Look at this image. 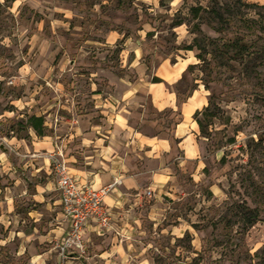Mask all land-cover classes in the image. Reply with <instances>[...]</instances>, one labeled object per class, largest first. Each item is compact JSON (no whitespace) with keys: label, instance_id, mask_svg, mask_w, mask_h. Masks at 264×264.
I'll return each instance as SVG.
<instances>
[{"label":"rangeland","instance_id":"1","mask_svg":"<svg viewBox=\"0 0 264 264\" xmlns=\"http://www.w3.org/2000/svg\"><path fill=\"white\" fill-rule=\"evenodd\" d=\"M218 1L231 5L225 22L207 11L197 18L191 12L196 6L211 9L216 0H0V154L9 156L21 185L40 180L25 168L30 159L40 161L37 167L49 165L51 175L40 174L54 182L57 162L71 165L72 137L32 155L28 117L43 115L44 131L54 137L68 121L69 132L75 118L95 111L93 89L103 92L119 77L137 78L128 64L137 53L152 78L160 62L190 57L195 67L175 90L184 98L201 84L208 104L212 97L211 108L198 116L207 125L206 135L198 129L199 157L178 162L183 152L173 141L175 186L165 205L147 210L157 200L148 190L130 240L119 236L118 249L101 258L96 246L109 249L112 239L95 238L89 251L96 257L77 264H264V0ZM240 39L248 46L243 56L221 54L226 43ZM204 48L215 50L205 61L198 57ZM146 109L144 119L154 122H144L143 129L172 137L176 115L149 104ZM13 135L25 139L23 145L17 138L7 141ZM0 179V187L15 186L10 176ZM21 201L16 209L30 227L33 203ZM6 234L0 224V238ZM58 241L49 245L59 255ZM2 246L0 262L8 254L6 264H30L28 254L10 252L15 243Z\"/></svg>","mask_w":264,"mask_h":264},{"label":"crops","instance_id":"2","mask_svg":"<svg viewBox=\"0 0 264 264\" xmlns=\"http://www.w3.org/2000/svg\"><path fill=\"white\" fill-rule=\"evenodd\" d=\"M136 57L128 64L137 72V78L129 80L119 77L118 81H110V86L103 87V92L93 89L95 111L75 118L76 123L69 132L68 121L62 122L64 127L56 131L55 137L45 131V134L39 135L27 121L25 123V127L32 130L30 134L33 143L26 144V147L35 151L32 155H38L36 151L42 147H54L56 140L57 145L64 140L71 143L72 137L73 143L68 150V160L71 162L69 169L80 183L101 188L118 181L106 198L107 205L113 211L116 230L101 231L90 226L84 236L87 255L65 262L61 255L53 253L49 245L53 240L62 239L70 229V222L63 212L57 181L54 182L50 177L43 178L40 174L44 170L45 174L51 175L50 166L43 162L44 165L37 167L35 164L39 165L40 161L30 159L25 168L29 167L32 176L40 177V180L36 178L30 184V178L25 179V185H21L9 156L0 154V178L7 175L15 179V186L0 187V224L7 231L0 238V245L11 247L15 243V248L10 252L16 257L28 254L30 264H77L81 259L90 262L96 255L105 258L118 249L119 236L122 242L130 240L132 232L140 227L138 215L145 210L144 201L148 190L157 198L156 202L146 207L147 210L152 209V212L165 205L163 199L166 196L173 195L171 192L175 186V176L169 161L174 153L172 137L165 132L148 133L142 126L144 122H154L153 119H144L147 104L159 111L179 109L180 93L174 85L183 79L188 67L194 62L190 57L173 61L166 59L158 64L153 74V78L157 76L163 81L154 82L148 66L140 59L141 53H137ZM190 93L181 106L183 119L172 133L178 139L177 147L183 152L177 160L183 163L201 154L197 136L199 124L194 115L208 104V97L201 84ZM136 109L141 119H134ZM13 112L8 111L9 115ZM45 124L48 125L44 118V127ZM6 138L13 142L17 137L13 135ZM17 141L23 145L25 139L17 138ZM57 194L59 196L55 199ZM18 201L25 206L33 203L27 211L34 219L35 224L32 226L25 225L26 214L16 209ZM56 211L58 214L54 217ZM46 212L51 217L44 218ZM105 235H110L113 246L108 249L97 245L96 255L92 256L89 249L96 244L95 238ZM0 264L6 263L2 261Z\"/></svg>","mask_w":264,"mask_h":264},{"label":"built area","instance_id":"3","mask_svg":"<svg viewBox=\"0 0 264 264\" xmlns=\"http://www.w3.org/2000/svg\"><path fill=\"white\" fill-rule=\"evenodd\" d=\"M56 169L63 212L70 222V229L59 239L56 249L62 259L68 262L74 257L87 255L88 248L84 236L90 226H95L101 231L116 230L113 211L107 205L106 198L118 181L95 188L91 184L80 183L63 162L58 161Z\"/></svg>","mask_w":264,"mask_h":264},{"label":"trees","instance_id":"4","mask_svg":"<svg viewBox=\"0 0 264 264\" xmlns=\"http://www.w3.org/2000/svg\"><path fill=\"white\" fill-rule=\"evenodd\" d=\"M219 3L220 2L218 0H216V2L214 3V5H213V7L211 9H207L204 6H196V7H193L191 9V12L193 13L194 17L197 18V17H199L201 15V12L202 11H207V12H209L210 15L211 14L213 15L214 19L220 20V22H225V21H227L226 20L227 18L225 16V13L226 12H229V14L232 15L233 14L232 8L230 7L231 5L226 4L225 6L224 5L221 6ZM237 3H239V1ZM243 4H245V3H243ZM182 22H179V24H182ZM198 29H200V28H198ZM241 42L242 41L240 39V40H235L233 42L226 43V45H224L222 47L223 48V51H221L222 48L220 50L221 51V54L222 53H226V52L231 53V51L233 50V51H236L235 52L236 55L234 56L235 58L243 56L245 54V50L248 49V46L245 43H241ZM187 49L192 50L193 47L192 46H189V47H187ZM204 49H205L204 50L205 51L204 54L203 53H199L198 54V57L201 60H203V61L206 60L205 55H209V54L212 55L213 53H215V50H212V52H210L206 48H204ZM228 65H231V64H228ZM194 67H195L194 64L190 65L188 67V70L187 71H190V69H192ZM152 80L154 82L155 81H157V82L163 81V79H161V78H159L157 76H155ZM190 95H191V93L188 92V93H186L184 95V98H181V96L179 94V107H178L179 109L175 110L173 108H170V110H169L170 112H173L176 115L175 120H174L175 126L178 123H180L182 121V119H183L182 107L181 106L187 100V98ZM211 104H212V97H211V99L209 101V104L207 106H205V108H204L205 109L204 110V114H205V112H207L211 108L210 107ZM161 112H164V111H161ZM200 112L201 111L199 110V111H197L195 113L194 119L198 122L199 127L201 129V132L206 135V133H207V131H206L207 125L205 124V122L203 120H201V119L198 118ZM27 124L30 125V126H32L39 133V135L45 134V132H44L45 127L43 126V124H44V117L43 116L38 117L36 115H32V116H30L28 118ZM172 141H178V139L175 136L172 135ZM251 218H253V217H251ZM251 218H250V220H251ZM2 250H3V246L0 248V254H1V251ZM5 255L7 257V260L5 262L6 263H11V257L8 254H5Z\"/></svg>","mask_w":264,"mask_h":264}]
</instances>
